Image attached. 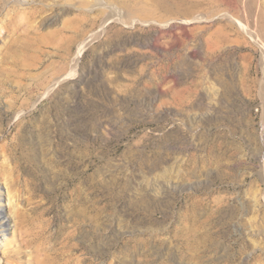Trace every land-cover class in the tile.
I'll use <instances>...</instances> for the list:
<instances>
[{
  "label": "rangeland",
  "instance_id": "374dc122",
  "mask_svg": "<svg viewBox=\"0 0 264 264\" xmlns=\"http://www.w3.org/2000/svg\"><path fill=\"white\" fill-rule=\"evenodd\" d=\"M1 208L0 264H264V0H2Z\"/></svg>",
  "mask_w": 264,
  "mask_h": 264
},
{
  "label": "bare ground",
  "instance_id": "6f19581e",
  "mask_svg": "<svg viewBox=\"0 0 264 264\" xmlns=\"http://www.w3.org/2000/svg\"><path fill=\"white\" fill-rule=\"evenodd\" d=\"M0 2H2V0H0ZM8 195H9L10 198H12L11 195H10V193H9ZM10 200H11V199H10ZM8 225H9V224H7V221H5V214H4V211H3V209L1 208V209H0V234H1V235H4V234L7 232V230H8ZM14 256H16V257H21V254H20V253H17V255H14ZM10 264H11V263H10Z\"/></svg>",
  "mask_w": 264,
  "mask_h": 264
}]
</instances>
